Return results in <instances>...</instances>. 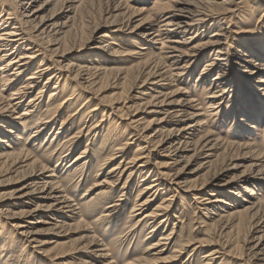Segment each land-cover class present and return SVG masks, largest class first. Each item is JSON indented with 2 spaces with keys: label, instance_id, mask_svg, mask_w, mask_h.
<instances>
[{
  "label": "bare ground",
  "instance_id": "obj_1",
  "mask_svg": "<svg viewBox=\"0 0 264 264\" xmlns=\"http://www.w3.org/2000/svg\"><path fill=\"white\" fill-rule=\"evenodd\" d=\"M96 1L98 0H9L11 7L7 11L4 10V4L1 3L0 173H6V175H12L13 178H16L14 183L17 186L10 201L6 202L4 200L5 196H0V207L9 205L11 208L18 209L38 203L33 209L24 212L22 216H16L17 213H12L7 215L9 220H6V223L0 221V258L5 260H8L14 252H12L14 247L12 249L5 247L11 245L7 237L9 233L13 235L16 242L23 245L26 256L34 259L35 254L40 259L51 262V264L63 262L67 254L59 249V243H56V239L52 237L44 239L42 236L56 235L58 231L67 227H78L84 233V241L80 248L78 247V250L72 252V254H84L87 258V261L83 260L79 264H117L112 256L113 253L111 254L112 247L125 250L121 264H171L182 256L186 249L194 246L192 251H199L204 246L214 245L211 242L212 240L205 238L198 242L186 240L175 246L173 244L176 236L175 229L167 235L160 234L156 238L158 230L167 225L172 215L176 217L174 215L176 210L172 206L177 197L174 193H184L192 197L196 205H199V208L205 211L203 215L210 214L217 217L213 222L226 223L225 229H227L228 223L238 218L245 216L254 219L264 211V199L256 198L255 195L258 194L249 187L251 184L254 186L255 183L264 182V170L257 171L255 176L252 177L246 175L241 176L236 181L227 182L225 184L227 186V198L220 191L219 184L215 182L217 175L214 176L213 174L212 179H205L200 183L197 182V179H191L201 170L212 168L221 155L232 158L230 154H234L239 149L247 150L249 146L218 140L212 132L205 130L206 122L201 119L203 116L197 106L194 105L195 103L183 99L182 92L163 93V88L172 84V78L178 76L181 70L187 68V59H190V61L196 59L197 61L208 48H219L225 45L223 36L219 34H216L212 41L201 45H192L194 38L186 39V36L190 30L199 25L203 29L204 24L214 17L212 16L214 12L221 9L226 11L224 7L230 5L233 0H225L221 7L215 9L212 7L216 4L213 0H171V3L167 6L156 0L155 9L162 13L165 20L156 26L152 25L147 16L138 20L139 22L134 26L132 33L143 38L148 46L153 47L159 44L160 48L165 51L162 58L157 57L156 59L155 56L141 58L140 55L142 54L140 52L131 54L133 57L138 56L142 59L138 66H141L144 73L147 71L145 73L146 78L138 88L140 91L136 95L128 98V101L122 103V106H115L110 110L117 113L119 119H125L123 118L124 110L128 109L127 105L132 102L138 104V106L147 107L149 109L148 114L153 117L144 126L138 112L126 118V121H128L127 127L133 129L135 135L130 134L127 142L119 143L111 157L106 158L107 160L99 166L98 172L100 173L107 165H111L112 168L106 173L101 183L93 184L83 195L84 206L80 202L77 203V200H73L66 193V187L69 184L66 183V179L69 178L73 181V176L76 173L74 171H83L88 168L91 157L89 146L92 144L83 148L68 164H65V161L70 156L72 149H67L66 146L72 144V146L77 147L80 145L82 138L85 137H92L91 141L95 138L98 139L100 134L97 133V130H100L109 118V116L102 114L99 123H91L106 108L98 99L99 94L96 92L95 86L99 80L105 77L103 75H106L108 70L96 65L97 59H92L95 64L86 62L80 65L68 64L65 68L60 66L69 51H61V45H59L58 39L55 38L56 35L61 34L60 31H56V27L53 25L56 14L44 18L42 13L49 6L61 2L64 3V11L70 12L75 11L76 8L82 9V7L92 5ZM122 1L124 0H119L117 4L114 2L116 5L113 7V12H119L120 5L123 4ZM258 4L260 7L264 6V0H258ZM139 8L133 9V7L125 5L124 9L127 10V14H125L133 15V17L144 14L145 8ZM117 13L115 17L119 16L120 12ZM121 31V27L113 30L115 33ZM110 32L112 30L99 37L102 43L109 38L107 34ZM180 35H182L183 41L174 40ZM164 40H167L169 44L166 45ZM252 44L247 45L246 42L238 44L240 49H237L236 52L241 54V58H238L237 63L234 65L236 71L237 68L243 70L241 74L247 76L249 81L250 77L259 74L261 71L259 67L261 65L257 63V58L264 55V32L260 39ZM112 45L117 46L115 43ZM140 50L144 51L145 48L141 47ZM163 59H169L170 65L162 63ZM183 61L185 63L182 64ZM215 61H218L216 65ZM36 63H38V66L34 68ZM226 64L228 67L229 61L217 57L206 65L209 71L217 68L220 72L211 82L212 84L219 82L226 76ZM28 73L29 75L24 78ZM203 80H205L204 77ZM232 80L235 81L237 86L244 87L234 78ZM256 83L257 87H253L251 90L245 89L246 96L240 101L241 118L238 119L237 114L233 117L232 127L238 125L235 127L238 133L248 132V128L256 130V125L258 126L260 123L258 116L262 115L264 111V99L263 101L259 99L262 95L264 98V77L259 78ZM52 84L55 85L52 86L48 100L43 105L46 108L45 110L44 107L42 108V98L45 90ZM230 86L233 87L232 84ZM219 87L220 91L221 89L222 91L226 90L224 86L218 85L217 89ZM34 92L36 94L31 96ZM254 92H259V94L261 92L262 94L255 101L252 100ZM81 100L83 102L79 104ZM141 101H145V103L142 105L139 103ZM90 103L92 105L86 118L89 119L88 122L91 125L85 126L87 131L83 132V128H81V130L65 137L64 135L71 132L74 126L73 122L80 117L78 113ZM74 105L77 106V112L64 119L67 111ZM22 107H25L24 110L18 114L17 111ZM59 119H61L59 127L56 132L51 134ZM166 127L171 128L165 130ZM262 131L264 134V126ZM111 133L112 131L108 135L110 136ZM14 134L16 135L15 138ZM132 140L135 143L139 142L136 152H142L139 155L144 156H134L126 162L128 147L133 145ZM53 144L56 147L52 150ZM146 153L157 159L167 160V165L159 166L158 170L151 174L150 171H147L149 158L145 161L141 160L146 158ZM198 160H200L198 167L193 169L191 167L192 163ZM183 162H185V165L182 169L175 173H169V170ZM52 163H55L54 167H51L50 164ZM137 163L140 164L137 166ZM63 170L67 175L63 180H60L59 174ZM89 172V170L86 171V177ZM125 172H129V174L128 180L122 187L123 192L128 189L129 181L134 175H142V183L152 178L149 184H145L137 195L128 216V219L132 221L129 231L137 234L141 239V243H145L144 248L141 247L142 244L134 247L135 253L138 255L135 257H133L135 253L129 255L130 249L124 247L123 244L125 241L120 243L123 244L120 246L121 249L117 248L118 246L115 248L111 245L112 247H110V244H104L93 235L92 228L86 227L82 223L84 218L94 216L93 224L95 226L99 225V228H102L104 223L106 227L112 226L109 225L124 208L122 205L124 199L119 198L113 203L109 202L114 189ZM149 174H151V177ZM98 175L99 173L95 176ZM81 181L77 182V185ZM240 186L243 193L238 191ZM97 187H102L101 192L96 194V197H90L91 194L88 193ZM234 191L238 192L235 194ZM124 194L126 195V193ZM147 194L148 196L144 197ZM160 194L165 196L161 203L153 208L151 212L142 214V211L149 208ZM228 195L237 197L236 201L241 199L247 203V206H241L243 207L241 209L234 208L237 204L232 205L227 202ZM176 220L179 223L181 222L180 219L179 221ZM262 224H259L258 227L262 228ZM33 226L39 228L34 230L32 229ZM146 226H150L151 230L148 236H142ZM263 241L264 231L257 244L251 248L250 258L245 261V264H258L254 261H264ZM51 245L54 246L51 247ZM223 252L224 249L219 247L207 253L203 259H205L206 264H212L220 255H224ZM37 261L39 262V260Z\"/></svg>",
  "mask_w": 264,
  "mask_h": 264
},
{
  "label": "rangeland",
  "instance_id": "obj_2",
  "mask_svg": "<svg viewBox=\"0 0 264 264\" xmlns=\"http://www.w3.org/2000/svg\"><path fill=\"white\" fill-rule=\"evenodd\" d=\"M118 1L119 0H98L96 1L97 3L94 2L92 5H87L86 7H82V9L80 8L81 10L79 8H76L75 11L70 12L64 11V3L61 2L57 5L49 6L42 13V17L44 18H48L53 14H56L53 25L56 27V31H60L59 33L61 34L56 35L55 38L58 39L59 45H61V51H69L68 54L65 55L66 57L60 64V66L65 68L68 64L72 63L77 65L86 62L94 63L92 59H97L96 65H99L102 68L108 70V72H106L107 74L103 75L105 77L102 80H99L97 85L95 86V90L99 94L98 99L106 106V108H103L104 112L100 113L91 123H99L102 118V114L109 116L108 120L104 122V125L101 128L102 130H97V133L100 134L99 138H95L91 141L92 137H85L82 138L80 145H78L77 147H75V145L72 146V144H68L66 146L67 149H72L70 151V156L65 161V164H68V162L72 161L83 148H85L87 145L89 146L90 144H92L89 146L91 148V157L88 168L84 169V172L77 170V173V171H74L76 173L73 176V181H71L69 178L66 179V183H69L66 187V193L69 194L73 200H77V203L80 202L82 206H84V199L82 197L86 193V191L89 190V188L92 187L93 184L101 183L104 180V176L106 175V173L112 168L111 165H107L100 173L98 172L99 166L102 165L105 160L111 157L112 153L118 147L119 143L122 144V142H127L130 134L135 135L134 130L127 127L128 121H126V118H129L134 113L138 112V114L141 115V123L144 126L146 122L153 117L148 114L149 109L147 107L138 106V104H133L132 102L127 105V107L129 108L124 110L123 118L125 119H119L118 114L112 112L110 109L114 108L115 106H122V103L126 102V100L128 101V98L132 97V95H136L137 92L140 91L138 88L146 78L145 73H147V71H145L144 73L141 66H138V63L142 60L141 58H144L146 56H155V59L157 57L162 58L165 51L163 48H160L159 44L153 47L148 46L143 41V38L135 36L132 33L134 26L139 22L138 20L143 19L144 16H147V18L151 20L153 26L159 25L165 20V17L162 16V13L155 9L154 4L156 0H124L122 1L123 4L120 5V10L122 11L119 10V16L115 17L117 12H113V7L118 3ZM159 1H161L162 4H166V6L167 4L171 3V0ZM213 1H215L216 3L212 6L214 7L213 9H215L217 7H221L225 0ZM114 2L116 4H114ZM1 3L4 4L3 8L5 11L9 10V7H11L9 0H0V8L2 7ZM125 5L133 7V9H140L139 7H144L146 11L144 12V14H141L139 16L135 15V17H133V15L130 14H128V16L126 15L127 10L124 9ZM224 9L226 11H223L221 9L222 11L218 10L214 12L212 14V16L214 17H212L211 20L204 24L203 29L202 26L199 25L190 30L186 36V39L192 37L194 38L192 45H201L212 41V39L216 37V34H219L223 36V43H225V45L219 48H208L206 52L199 59H197V61L196 59H191V61L190 59H187V68L181 70V72H179V75L176 76L177 78H172V84L170 86L164 87L163 93H169L172 91L182 92V95L184 96L183 99L195 103L194 105L197 106L203 116L201 117V119L206 122L205 127L207 129L205 128V130L207 132H212L218 140L222 142L249 146L247 150L239 149L234 154H230L232 155V158L221 155L218 160H216L218 162H215L212 168L210 167L207 168V170H201L199 173H197V175L191 178L197 179V182L200 183L202 180L212 179L217 175L215 182L219 184L220 191L223 192L222 194L227 198V186L225 185L227 182L236 181L241 176L247 175L248 177H252L255 176L257 171L264 170V134L262 131V128L264 126V111L262 112V115L258 116L260 125H256V130H251L248 128V132L246 131L238 133L235 129V127L238 125L232 127L233 117L237 114L236 116L238 117V119L241 118L240 101L246 96L245 89L251 90L253 87H257L256 81L259 78L264 77V55L257 58V63L261 65L259 66L261 71L259 72V74L250 77V81L249 79L247 80V76L241 74V72L243 71L241 68H237V71L234 69V65L237 63V59L241 58V54H238L236 52L237 49H240L238 48V44L246 42L247 45H253L252 43L258 41L264 32V6L260 7V5L258 4V0H233L232 3L230 5H226ZM118 27H121L122 31L120 33L113 32V30L118 29ZM109 30H112V32L107 34L109 38L105 39V42L102 43L99 37L102 34L107 33ZM180 36V38L177 37L174 38V40L183 41L182 35ZM167 40H164L166 45L169 44ZM114 43L117 46L112 45ZM141 47H144L145 50L141 51ZM134 52H140V54H142L140 55L141 58H139L138 56H131V54ZM217 52H220L222 54L224 53V55ZM225 53L227 54L225 55ZM217 57L226 59L227 61H229V64L228 67L227 64L225 65L227 69L226 76H224L222 80L217 82L218 84H212L211 82H213L214 78L217 76V74H220V72L217 70V68L209 71V68L206 67V65L209 62H212L213 59ZM193 60L195 61L193 62ZM162 63H164L165 65H170V60L163 59ZM183 63L185 62L183 61L182 64ZM217 63L218 61H215V65ZM37 64L38 63L34 65V68L38 66ZM202 73L203 75H201ZM28 75L29 73L24 78H26ZM203 77L205 80H203ZM231 78H234V80L241 83L244 87L241 88L237 86V84H235V81H233ZM225 84L228 85L226 86ZM231 84L233 85L232 88L230 86ZM53 85L55 84H52L48 89L45 90L44 96L42 98V108L48 100ZM218 85L224 86L226 90L222 91L221 89L220 91V87L217 89ZM36 92H34L31 96L35 95ZM253 94L254 96L252 97V100L255 101L256 99H259L258 97L261 92L260 94L259 92H254ZM214 96L216 97L214 98ZM263 99V95L262 97L260 96L259 100L263 101ZM211 100L215 101L211 102ZM82 102L83 101L81 100L79 104H81ZM139 103L143 105L145 101H141ZM91 105V103L88 104L82 111L78 113V115L80 114V117L73 122L74 126L71 132L67 135H64L65 137H67L71 133L81 130V128H83V132L87 131L85 126H90L91 123L88 122L89 119L86 118V116ZM24 108L25 107L19 109L17 113H21ZM44 109L46 110L45 107ZM69 110L64 116V119L67 116H71L75 112H77V106L74 105ZM60 123L61 119L57 121L51 134L56 132V129L59 127ZM170 128L171 127H166L165 130H169ZM111 131L112 133L109 136L108 134ZM13 136L14 138L16 137L15 134ZM133 140V145H130L128 147L126 162L134 156H144L139 155L142 152H136L139 142L136 141L137 143H135V141ZM55 147L56 145L53 144L52 150ZM145 156L146 158L141 160L145 161L149 158L147 162V171H150L151 174H154L158 170L159 166L167 165V160L165 159H157L151 154L148 155V153H146ZM199 163L200 160H198L197 162H193L191 167L195 169L198 167ZM54 164L55 163L50 164L51 167H54ZM139 164L140 163H137V166ZM184 165L185 162L180 163L172 170H169V173H175L179 171ZM87 170H89L90 172L86 177L85 175ZM64 171L65 170H63V172L59 174L60 180H63V178H65L67 175ZM98 173L99 175L96 177L95 175H97ZM128 174L129 172H125L124 175H122L118 185L112 193L109 202L113 203L119 198L124 199V201L122 202L124 208L118 214V217L109 225L112 226L106 227L105 223L102 224V228H99V225L95 226L93 224V221L95 220L94 216H92L91 218H84V222L82 223L84 226L92 228L94 232L93 235L96 236L98 240L104 242V244H110V247L115 246V248L116 246H118L117 248H120V246L124 244V247L130 249V255L135 253L134 247L136 245L142 244L141 247L144 248L145 243H141V239L137 236V234H133L132 231H129V227L132 221L128 219V216L130 215L129 213L131 212L132 207L137 199V195L141 192V189L145 184H149L152 178L148 181H145V183H142V175H134L129 181L128 189L123 192L122 187L126 180H128ZM151 174H149L150 177ZM15 180L16 178H13L12 175L0 173V196H5L4 200L6 202L11 200V196L14 192L15 187L17 186L16 183H14ZM78 180L82 181L77 185V182H79ZM252 186V184L249 185L250 189H253L254 192L258 194L255 195V197L264 199V182L255 183V185L253 187ZM101 190L102 187H97L88 194H91L90 197H96V194L100 193ZM238 191L243 193V189L241 191V186L238 187ZM238 191H234V193L236 194ZM124 193H126V195ZM174 194H176L177 197L174 200L172 206L174 210H176V212L174 213L176 217L172 215L167 225L165 227H161L160 230H158L156 238L160 234L167 235L169 232L175 229L176 236L173 240V244H175V246H178L180 243L186 240L198 242L205 238L212 240L211 242H213L214 245L204 246L202 247L203 249L199 251H192L194 246L186 249L182 256L178 257V259L176 261H173L171 264H206L203 257L207 253L214 251L219 247L224 249V255H220L219 258L214 260L212 264H245V261L250 258L249 254L251 248L255 244H257L259 237L263 235L264 211H262L257 217H255L256 219L247 218L245 216L238 218L228 223V225L226 226L227 229H225L224 226L226 223L213 222V220H216L217 217H214L210 214H207L206 216L203 215L205 211L203 209H200L199 205H196V202L192 197L184 193ZM147 196L148 194L144 197ZM228 196L229 197L227 202L232 205L235 203L238 205H235L234 208L241 209L243 208L241 206H247V203L243 202L241 199L236 201L237 197H235L234 195ZM164 197V195L160 194L157 200L149 208H146L142 211V214L151 212L153 208L161 203ZM37 204L38 203L36 202L28 207L18 209L11 208L9 207V205H4L3 207H0V221L6 223V220H9L7 215H11L12 213H17L16 216H22L24 212L29 211V209H33ZM176 219H178V221L180 219L181 222H177ZM257 223H263L261 226L262 228H259V224ZM150 226H146V229L143 231L142 236H148L149 231L151 230ZM37 228L39 227H32V229L34 230ZM83 235L84 233L82 232V229L80 230L78 227H67L58 231V234L56 233V235H44L42 236V238L47 239L52 237L56 239V243H59V249L66 252L67 255L64 257L63 262H58L56 264H79L81 261L86 260L87 258H85L84 254L77 255L76 253L72 254V252H76V250H78L77 248H80L81 244L84 241ZM7 237L11 245L9 244L5 247H7L8 249H12L14 247V250H12V252H14L10 255L8 260L0 258V264H51V262L40 259L39 256L35 254L33 256L34 259L30 256H26V251L23 249V245H21L20 242H16V240L13 238V235L8 233ZM122 241H125V243H123ZM53 246L54 245H51V247ZM124 253L125 250L114 249L113 247L111 248V254L117 264H121L123 262L122 258ZM136 255L137 253H135L133 257H135ZM37 260H39V262ZM254 262H258V264H264V261Z\"/></svg>",
  "mask_w": 264,
  "mask_h": 264
}]
</instances>
